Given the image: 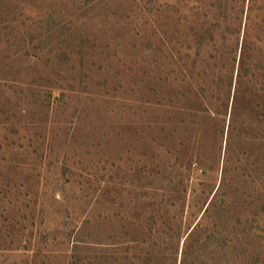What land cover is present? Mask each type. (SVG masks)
<instances>
[{"label":"rangeland","instance_id":"1","mask_svg":"<svg viewBox=\"0 0 264 264\" xmlns=\"http://www.w3.org/2000/svg\"><path fill=\"white\" fill-rule=\"evenodd\" d=\"M196 224L264 264V0H0V264H189Z\"/></svg>","mask_w":264,"mask_h":264},{"label":"trees","instance_id":"2","mask_svg":"<svg viewBox=\"0 0 264 264\" xmlns=\"http://www.w3.org/2000/svg\"><path fill=\"white\" fill-rule=\"evenodd\" d=\"M197 226H198L197 224L194 225V227H193L194 230L191 229L188 232V234L186 235V238L191 237L190 238V242L188 244L187 243L185 244L186 251H187L186 252V256L189 254L190 256L192 255V258L194 257V259L190 260L189 264L194 263L195 260L198 257L197 255H198V253H199L200 250L198 248H196V247H200L202 245H206L207 244L206 241H207V239H209L208 235H205L204 238L199 237V234L197 233V231H198L199 228ZM196 233H197V235L193 238L192 235H195ZM184 261H186V258L183 260L182 264H184ZM201 262H202V264H206L205 258H202L201 259Z\"/></svg>","mask_w":264,"mask_h":264}]
</instances>
